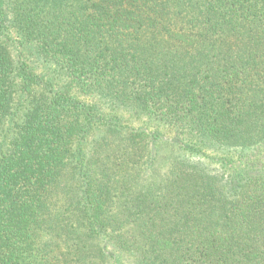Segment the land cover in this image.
Segmentation results:
<instances>
[{"label":"trees","instance_id":"16d2710c","mask_svg":"<svg viewBox=\"0 0 264 264\" xmlns=\"http://www.w3.org/2000/svg\"><path fill=\"white\" fill-rule=\"evenodd\" d=\"M83 96L241 165L157 177L158 137ZM117 255L264 264V0H0V264Z\"/></svg>","mask_w":264,"mask_h":264},{"label":"rangeland","instance_id":"374dc122","mask_svg":"<svg viewBox=\"0 0 264 264\" xmlns=\"http://www.w3.org/2000/svg\"><path fill=\"white\" fill-rule=\"evenodd\" d=\"M88 103L98 104L99 110L108 120H113L124 125L127 131L135 133L140 130H147L149 136L159 141L157 143L160 149V163L155 168L157 177H166L171 169L172 160L177 158H186L191 161L200 160L212 168L229 170L231 167L240 166L241 162L236 152L224 149H210L205 147L198 136H195L186 128L175 127L172 125L160 123L148 115L141 118H131L130 112L124 106L109 108L108 103L105 105L99 103L94 97H81ZM100 131V130H99ZM149 170L153 171L149 163ZM115 264H133L132 258L126 255H117Z\"/></svg>","mask_w":264,"mask_h":264}]
</instances>
